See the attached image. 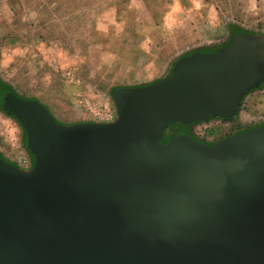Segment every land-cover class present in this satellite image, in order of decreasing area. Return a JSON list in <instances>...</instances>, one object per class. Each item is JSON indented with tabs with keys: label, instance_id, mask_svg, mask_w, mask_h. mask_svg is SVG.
Wrapping results in <instances>:
<instances>
[{
	"label": "rangeland",
	"instance_id": "obj_1",
	"mask_svg": "<svg viewBox=\"0 0 264 264\" xmlns=\"http://www.w3.org/2000/svg\"><path fill=\"white\" fill-rule=\"evenodd\" d=\"M169 87L220 94L207 108H170L156 116L164 124L160 152L185 159L212 155L236 139L246 143L262 155L256 170L263 174L259 191L245 190L235 199L254 210L245 234L263 229L264 0H0V178L36 179L43 135L65 142L59 132L117 123V91L149 97ZM189 163L153 161L145 173L166 178ZM124 167L109 168L98 181L111 172L112 180L121 177ZM208 188L193 177L169 194L181 201L179 212L190 208L210 216L229 201ZM141 194L134 192L136 199ZM155 201L169 205L161 196ZM157 205L143 211L154 214ZM226 215L246 226L243 217Z\"/></svg>",
	"mask_w": 264,
	"mask_h": 264
},
{
	"label": "water",
	"instance_id": "obj_2",
	"mask_svg": "<svg viewBox=\"0 0 264 264\" xmlns=\"http://www.w3.org/2000/svg\"><path fill=\"white\" fill-rule=\"evenodd\" d=\"M216 94L204 87H169L149 97L117 91V123L59 132L65 142L43 135L36 179L14 183L0 178V264H264V228L245 234L254 210L235 199L242 191H259L263 173L256 168L262 155L237 139L235 146L212 155L183 159L175 151L160 152L164 124L156 116L170 108L174 113L207 108L220 91ZM179 159L190 163L166 178L145 173L153 161ZM113 167H124L121 177L112 180L111 172L98 181ZM193 177L205 180L208 192L223 194L229 203L216 206L210 216L176 210L181 201L169 194L171 187ZM136 190L142 193L138 199ZM155 196L169 205L158 206ZM155 204L154 214L143 211ZM101 208L106 212L99 214ZM227 211L243 217L246 226L231 222Z\"/></svg>",
	"mask_w": 264,
	"mask_h": 264
},
{
	"label": "crops",
	"instance_id": "obj_3",
	"mask_svg": "<svg viewBox=\"0 0 264 264\" xmlns=\"http://www.w3.org/2000/svg\"><path fill=\"white\" fill-rule=\"evenodd\" d=\"M108 124L109 123H106V125H108ZM214 165L221 166V167H224V168H227V169H239L240 168V166L228 164V163L221 162V161H215Z\"/></svg>",
	"mask_w": 264,
	"mask_h": 264
}]
</instances>
